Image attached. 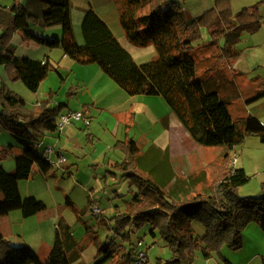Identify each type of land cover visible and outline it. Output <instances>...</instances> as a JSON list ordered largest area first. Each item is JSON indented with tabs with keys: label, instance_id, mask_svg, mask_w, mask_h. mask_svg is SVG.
<instances>
[{
	"label": "trees",
	"instance_id": "obj_1",
	"mask_svg": "<svg viewBox=\"0 0 264 264\" xmlns=\"http://www.w3.org/2000/svg\"><path fill=\"white\" fill-rule=\"evenodd\" d=\"M263 1L233 13L231 0H214L211 9L186 18L178 0H114L118 23L127 40L134 45L149 43L154 47L156 55L141 64L121 46L92 8L82 17L83 44H79L73 32L70 0H25L24 3L13 0L9 7L0 6V65L29 91L36 92L48 74L57 71V66L48 58L37 60L16 55L12 45L16 32L46 47L61 48L79 64H96L130 96H161L197 144L226 148L218 161L209 163L202 171L209 180L211 193L195 192L176 200L156 181L137 173L136 151L131 150L128 141H117L113 146L124 154L123 161L115 167L123 171V176L132 178L136 192L124 200L122 207L114 205L115 226L110 228L124 241H130L133 228L148 225L149 235H159L172 251L170 264H192L198 250L207 258L223 246L240 249L241 233L253 222L264 233V181L259 195L241 196L238 188L250 177L242 167L230 164V150L248 135H256L264 142V125L251 114L233 117L228 109V104L242 96L228 74L241 75L238 70H232L241 53L236 44L245 32L252 34L260 27L259 7ZM54 25H60L61 36H43L32 30L33 26ZM202 29L210 40L199 46L194 42L200 39ZM197 51L207 71L203 78L197 76L198 62L192 55ZM60 79L62 82L61 76ZM258 81L263 86L264 80ZM53 97L51 91L48 100L39 103L38 110H30L22 96L0 84V124L20 147L12 171H6L0 163V217L19 210L22 217L28 218L46 209L45 203L34 195L21 196L19 181L30 176L33 165L42 174L53 170L52 162L36 149L43 130L55 131V119L61 107L51 104ZM262 97L264 88L245 103ZM37 122H41L40 128ZM11 149V145L0 147V160ZM65 205L74 208L68 196ZM195 223L204 231H197ZM75 246L69 225L60 218L45 260L31 246L24 243L15 246L0 234V264H71ZM120 247L122 243L105 242L100 248L101 259L95 264L116 261L118 253L119 264H129L131 253H120Z\"/></svg>",
	"mask_w": 264,
	"mask_h": 264
},
{
	"label": "rangeland",
	"instance_id": "obj_2",
	"mask_svg": "<svg viewBox=\"0 0 264 264\" xmlns=\"http://www.w3.org/2000/svg\"><path fill=\"white\" fill-rule=\"evenodd\" d=\"M6 1H12L8 3H13V0ZM258 1L260 0H231L232 12L236 13L241 8L252 6ZM178 2L182 8L183 15L187 18L188 16H197L211 9L214 0H178ZM90 5H93L99 11H104V9L109 10V12H112L115 16L117 13L114 0H70L72 25L74 24L73 32L75 39L81 44H83L81 20ZM262 20L261 27L255 33L251 34L245 32L241 36L240 42L236 44V48L239 49L241 53L233 62V65L243 71H251L258 66L254 72H250L252 73L251 75L258 74L264 76V17ZM56 26L60 25L51 27ZM119 27L121 26L119 25ZM114 31L118 33L117 27L114 28ZM14 39L15 38H13V41ZM209 40V34L205 29H202L200 39L195 41L194 44H199L200 46L202 42H207ZM121 41L123 42V40ZM128 46L133 59L137 63L148 62L156 55L153 45L149 43L145 45ZM192 55L195 61L198 62L197 76L198 78H203L204 75L207 74L205 73L207 71L204 70L205 66L201 60L202 56L198 51L193 52ZM0 66L4 67L5 73L9 78L8 80L17 82L22 88H25L20 80L12 79L4 65ZM250 73H248L245 78L244 74L233 76L231 72H228L229 77L235 82L242 94L241 97L228 104V109L233 117L245 115L246 105L243 102V98L253 96L260 89L264 88V86L259 84L256 80L251 81ZM49 74L50 78L54 76L56 82H61V79L55 71H51ZM0 77L4 78L1 69ZM6 86L8 87L7 84ZM27 93L32 94V96L35 95L28 89ZM252 107V105L249 106L250 109H252ZM258 111L261 113L260 117L263 118L264 105L258 107ZM262 120L264 121V118ZM144 125H147V122L140 120L139 129H144ZM3 130L5 129L0 125V131ZM158 131V126H154L150 130L149 137H153ZM6 136H8L11 142H16L10 133L6 131V135H0V144L3 143L6 145L8 143L5 139ZM247 137V139L245 138L246 140L244 139L245 142H242L244 145L242 143L236 145L237 162L234 167L245 165L243 154L247 152V162L249 166L246 171L250 179L245 185L238 188L237 193L241 196H255L259 195L261 191L260 182L264 180V143H261L259 137L256 135H248ZM253 138H257L258 141H255L256 139ZM53 139L55 140L54 142H49L47 140L37 145V151H41L43 147L53 146V144L58 147L57 138ZM57 140L64 143L62 137ZM105 140V143H107V138H105ZM137 145V151L139 152H142L147 147V145L145 146L139 141H137ZM201 148L204 153L203 159L208 163L216 161L219 158V152L223 151L224 147L201 146ZM65 150L64 157L67 163H70V161L73 160L72 154L70 153V149L65 148ZM15 152L16 148L12 150L5 159L0 160L6 171H12L14 169L13 153ZM111 152L123 154L119 149H116V151L112 150ZM49 159L53 163V170L48 174L40 173L35 165L31 170L30 176L27 179L19 181L21 196L24 198L29 195H34L37 199L44 201L46 209L36 216H31L29 218L22 217L19 210L11 211L7 216L0 217L1 235L9 239L15 246L23 243L31 246L36 251L39 258L45 260L53 246L56 225L58 219L61 218L62 221L69 225L76 243L71 264H95L101 259L102 254L100 248L105 242L111 240L116 243H122L120 253L129 252L131 253V257H133L138 250L145 251L148 258L147 264H170L168 260H170L173 255L172 251L166 246L164 240L159 235L155 237L149 235L148 231L150 227L148 225H144L140 228H133L130 233V241H124L121 235H118L116 231L114 232V230L110 228L115 226L113 218L115 212L114 205L122 207L124 200L130 199L136 192L134 185L131 183V177L123 176V171L115 167V164L112 167H102L97 171L95 165H93L90 160L83 158L77 160L79 168H76L75 171V169H71L72 167H69L70 169L60 167V165L56 163L57 158H55L54 154L53 156L51 155ZM191 160H194V158ZM136 171L138 174L147 175L144 174L143 171L138 170V168ZM95 172L101 175V178L97 181L99 183V188L91 190V184L88 186L80 185L82 187H79V184L76 185V181H78L77 177L82 174H87L92 177V174ZM95 179L98 178L94 177L92 181H95ZM67 196L72 198L74 208L65 205L64 201ZM93 208H99L101 210L100 214L97 215L94 213L92 211ZM252 224L255 227H250V223L241 233L242 247L240 249L231 250L223 246L219 251L212 252L207 258L198 250L194 254L192 264H263L264 233L255 222ZM194 228L197 229V231H204V228L197 223L194 224ZM139 240L143 241L140 245L138 244ZM130 248H132L131 251ZM115 258L118 263L114 260H107L102 264H119V253Z\"/></svg>",
	"mask_w": 264,
	"mask_h": 264
},
{
	"label": "crops",
	"instance_id": "obj_3",
	"mask_svg": "<svg viewBox=\"0 0 264 264\" xmlns=\"http://www.w3.org/2000/svg\"><path fill=\"white\" fill-rule=\"evenodd\" d=\"M18 1L24 3L25 0ZM8 2L12 1L0 0V6L9 7L11 3ZM89 8H92L103 19L121 46L130 53L128 45H135L127 40L123 30L119 27L117 13L115 16V14L113 15L112 12L110 13L106 9L99 11L93 5H90ZM192 17L194 16H188L187 18ZM261 18L263 19V16ZM116 27L118 33L114 31ZM32 30L43 36H61L60 26L47 29L33 26ZM13 38L15 39L12 41V45L15 48L16 55L37 60L50 59L53 64H56L57 71L55 72L59 78L60 76L62 77V82H56L54 76L50 78V74H48L40 83L37 91L34 92L35 95L32 96V94L27 93V88L24 84L25 88H22L17 82L8 80L9 78L5 73L4 67L0 66L4 74V78L0 77V84L5 83L11 90L18 92L24 98L28 109L38 110L39 103L47 101L49 92L52 91L54 92V97L52 98L51 104L60 106L61 112L69 109L81 110L83 115L90 120L88 125H85L83 122L72 123L60 133L57 131H42L43 137L39 144L47 140L54 142L55 140L53 138L60 139L62 137L64 139V143L56 139L58 147L53 144L54 149L51 155L53 156L54 154L57 160L61 156L64 157L65 148L70 149L73 160L70 163H67L66 159L63 162H57L56 160L60 167L66 169L72 167L71 169H75L76 171V168H79L77 160L83 158L90 160L95 165L97 171L102 167H112L124 159V154L111 152L112 150L116 151V149H113L114 144L117 141L126 140L130 143L131 150L136 151L135 156L138 161V170L143 171L144 174H147V177L156 181L171 198L180 200L189 197L195 192L211 193L209 180L202 175V171L209 163L215 161L208 163L204 161V153L202 152L201 146L189 136L161 96H130L96 64H79L66 56L61 48L46 47L32 39L24 37L20 32H16ZM221 42L222 40H220V44ZM257 67L251 71H243L232 64V70H238L241 74H244L245 78L248 73L254 72ZM256 77L258 80H264V76L253 74L250 76L251 81L256 80ZM258 80L256 81L260 82ZM247 98L249 96L243 98L244 103ZM245 105V115L251 114L257 117L264 125V121L262 120L264 117H260L261 113L258 111V107L264 105V97L250 103L253 106L252 109L249 108V104L245 103ZM140 120L146 121L148 126L144 125V129H139ZM36 125L39 128L42 126L41 122H37ZM156 125L159 131L153 137H149L151 128ZM1 134L6 135V131H0ZM105 138H107V143H105ZM5 139L8 143L6 145L1 143L0 147L11 145L12 149L10 152L16 148V152L20 153V147L16 142H11L8 136ZM253 139L258 141L257 138ZM137 141L145 146L147 145L142 152L137 151ZM260 142L264 143L262 141ZM45 148L43 147L39 152L44 153ZM235 149L236 146L233 147L234 151ZM225 151L226 148L224 147L223 151L219 152V158ZM16 152L13 153V156L18 154ZM243 156L245 158V165L237 167H242L247 174L246 170H248L249 166L247 152ZM192 158L194 160H191ZM0 163L2 164V162ZM94 177L98 179L92 181ZM77 178L76 185L79 184V187L91 184V190H96L99 188L97 181L101 178V175L95 172L92 174V177L87 174H82ZM19 190L21 189L19 188ZM252 226L253 224L251 223L250 227Z\"/></svg>",
	"mask_w": 264,
	"mask_h": 264
},
{
	"label": "built area",
	"instance_id": "obj_4",
	"mask_svg": "<svg viewBox=\"0 0 264 264\" xmlns=\"http://www.w3.org/2000/svg\"><path fill=\"white\" fill-rule=\"evenodd\" d=\"M259 13L264 17V1L261 3L259 7ZM75 122H83L85 125H88L90 120L86 118L81 110H67L63 112H59L55 119V131L62 132L68 125H71ZM53 146H47L44 149V155L49 159V156L53 152ZM233 151V152H232ZM230 164L234 167L237 162V155L233 148L230 150ZM50 160V159H49ZM65 158L63 156L59 157L57 162H63ZM56 162V163H57ZM92 211L97 215L100 214L101 210L99 208H93ZM143 241L139 240L138 244H142ZM148 258L146 252L143 250H138L134 256L132 257V261L130 264H147Z\"/></svg>",
	"mask_w": 264,
	"mask_h": 264
}]
</instances>
